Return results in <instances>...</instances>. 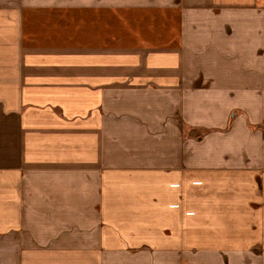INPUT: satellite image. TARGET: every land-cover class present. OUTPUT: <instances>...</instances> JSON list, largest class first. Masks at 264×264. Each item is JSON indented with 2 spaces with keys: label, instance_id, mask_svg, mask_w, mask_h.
Wrapping results in <instances>:
<instances>
[{
  "label": "crops",
  "instance_id": "0c3cea01",
  "mask_svg": "<svg viewBox=\"0 0 264 264\" xmlns=\"http://www.w3.org/2000/svg\"><path fill=\"white\" fill-rule=\"evenodd\" d=\"M0 264H264V0H0Z\"/></svg>",
  "mask_w": 264,
  "mask_h": 264
}]
</instances>
